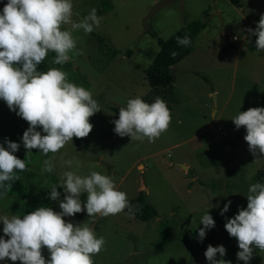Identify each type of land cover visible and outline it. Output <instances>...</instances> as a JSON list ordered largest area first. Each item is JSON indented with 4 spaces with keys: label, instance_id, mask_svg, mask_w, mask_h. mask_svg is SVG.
I'll return each mask as SVG.
<instances>
[{
    "label": "rangeland",
    "instance_id": "rangeland-1",
    "mask_svg": "<svg viewBox=\"0 0 264 264\" xmlns=\"http://www.w3.org/2000/svg\"><path fill=\"white\" fill-rule=\"evenodd\" d=\"M158 1L72 0L74 22L95 8L102 17L100 26L90 34L82 29L72 33L76 49L65 64H52L51 51L43 61L44 71L49 67L66 71L70 82L90 90L100 106L90 117L93 128L86 138L74 137L51 154L52 173L61 182L62 172L74 170L78 160L81 175L95 170L111 176L128 201L144 191L157 214L141 220L127 209L107 217H88L82 211L64 219L89 223L98 237H104L95 264H209L204 256L209 244L225 247L226 255L217 254V259L244 264L237 259V241L224 224L247 204L249 186L264 182V154L253 156L244 140L245 128L237 129L231 118L249 107H264V52L256 50V37L247 32L264 13V0H239L238 5L229 0H175L151 13ZM6 2L0 0V7ZM193 20L205 27L190 53L174 65L173 88L150 87L145 70L160 49L150 30L165 40ZM136 95L149 103L159 96L171 111L168 130L155 142L130 140L113 131L119 108ZM27 127L0 100V134L20 145L18 151L27 157L29 169L17 175L26 197L8 191L0 195V215L33 211L52 186L42 171L45 155L35 149L26 154L21 137ZM68 159L73 160V169L63 165ZM58 191L62 200L64 190ZM84 199L86 194L81 195ZM228 201L229 210L221 215ZM51 208L59 211L58 201ZM207 210L215 225L201 240L198 229ZM2 228L0 222V235ZM43 255L48 257L46 248ZM249 264H264V252L254 249Z\"/></svg>",
    "mask_w": 264,
    "mask_h": 264
},
{
    "label": "clouds",
    "instance_id": "clouds-1",
    "mask_svg": "<svg viewBox=\"0 0 264 264\" xmlns=\"http://www.w3.org/2000/svg\"><path fill=\"white\" fill-rule=\"evenodd\" d=\"M72 15V0H7L0 11V100L28 124L21 137L26 154L33 149L45 156L56 154L72 143L74 137L86 138L93 128L90 117L100 111L92 92L70 82L66 71L56 67H49L47 71L39 68L50 51L55 53L52 64L68 62L69 53L76 49L72 33L82 29L90 34L99 28L102 20L95 8L78 22L72 20ZM247 32L255 35L256 50L264 52V13L256 27ZM177 43L187 46L190 39L177 37ZM231 120L237 129L245 128L244 140L253 156L257 152L264 154V107H249ZM112 122L115 134L152 143L168 130L171 111L159 96L149 103L142 95H136L119 108L118 118ZM5 143L7 147L0 144V188L4 189L0 195H5L12 182L19 179L17 172L29 171L25 160L14 155L20 145L11 140ZM73 164L72 159L63 161L68 169H73ZM54 168L51 159L44 160L42 171L50 173ZM79 168L77 160L74 170L63 171L61 182L50 188L49 199L58 201L59 211L42 205L23 215H0L3 224L0 261L95 264L94 256L104 249V237H98L89 223H73L64 217L82 211L88 217H107L125 209L132 215L138 206L134 208L129 203L127 193L117 188L111 176L95 170L81 175ZM58 186L64 190L62 200ZM82 194H86L83 201ZM246 197L247 206L238 207V212L226 219L224 228L237 241V259L249 264L254 249L264 252V182L251 184ZM230 203L224 204L221 215L229 210ZM200 223L203 227L198 229V236L203 240L206 230L215 225L208 210ZM44 248L47 258L43 255ZM217 254L226 255L223 245L209 244L204 252L209 264H231L217 259Z\"/></svg>",
    "mask_w": 264,
    "mask_h": 264
},
{
    "label": "trees",
    "instance_id": "trees-1",
    "mask_svg": "<svg viewBox=\"0 0 264 264\" xmlns=\"http://www.w3.org/2000/svg\"><path fill=\"white\" fill-rule=\"evenodd\" d=\"M229 1L235 5L239 4V0ZM0 11H2L1 7ZM204 27V22L200 20H193L190 23L186 24L184 27H181L176 33L165 40L159 37L155 31L150 30L151 35L156 37L157 42L160 46L159 52L154 57L153 62L145 70L146 79L150 87H162L167 88L169 91H171L174 83V75L172 72L174 65L190 53L192 45L194 43V39ZM184 36H187L190 39V43L187 46H182L177 43V37ZM173 52H175V56L172 55ZM39 68L41 71H44V62L39 65ZM261 101L262 104H264V93L262 95ZM5 141L6 139L0 134V144H4V146L7 147ZM51 154L52 153H49L47 156H45V159H49ZM14 155H16L20 159H24L28 166V159L23 153L17 151L16 153H14ZM19 173L21 172H17L16 174L18 175ZM46 174L50 178L52 185L60 183L59 179L52 172H46ZM58 189H60L59 186L57 190ZM1 190L2 188H0V191ZM8 192L16 194L21 199H24L26 197V191L19 179L12 182V187ZM53 202V200L49 199L48 194L42 200H40L39 206L47 205L51 207ZM129 203L134 208L138 206V210H136L135 213L131 215L138 219L148 220L149 218L154 217L157 214L155 208L146 201L144 191L142 190L138 191V194L135 195L129 201ZM246 206L247 204L245 205V207Z\"/></svg>",
    "mask_w": 264,
    "mask_h": 264
},
{
    "label": "water",
    "instance_id": "water-1",
    "mask_svg": "<svg viewBox=\"0 0 264 264\" xmlns=\"http://www.w3.org/2000/svg\"><path fill=\"white\" fill-rule=\"evenodd\" d=\"M172 1H175V0H160V1L156 2L154 8L151 11V13L154 12L156 9H158L161 5L169 3V2H172ZM178 1L183 2V0H178ZM225 36L228 39V36L227 35H225ZM214 96H215V94H214ZM183 167L186 168V166L184 164H183ZM141 188H144V186L142 185Z\"/></svg>",
    "mask_w": 264,
    "mask_h": 264
},
{
    "label": "crops",
    "instance_id": "crops-1",
    "mask_svg": "<svg viewBox=\"0 0 264 264\" xmlns=\"http://www.w3.org/2000/svg\"><path fill=\"white\" fill-rule=\"evenodd\" d=\"M225 35H227V36H228V41H230L229 35H228L227 33H226V34H224V36H225Z\"/></svg>",
    "mask_w": 264,
    "mask_h": 264
}]
</instances>
